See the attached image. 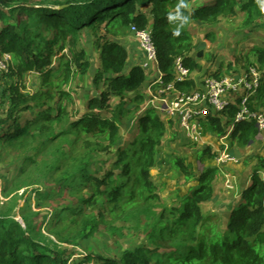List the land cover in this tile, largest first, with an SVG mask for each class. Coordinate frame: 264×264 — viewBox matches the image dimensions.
I'll return each instance as SVG.
<instances>
[{"label": "trees", "instance_id": "trees-1", "mask_svg": "<svg viewBox=\"0 0 264 264\" xmlns=\"http://www.w3.org/2000/svg\"><path fill=\"white\" fill-rule=\"evenodd\" d=\"M238 10L245 15L243 27L264 25V0H0V59L5 54L11 55L8 72L17 77L8 89L9 105L0 118V145L6 142L26 147L39 139L40 148L45 149L65 135L75 134L76 139L69 149H61L56 160L57 164L64 163L70 169L65 175L68 178L58 183L61 189L57 193L62 195L67 187L76 189L81 186L80 179L86 178L91 194L81 198L83 204L94 207L103 200L112 219L140 213L149 217L148 236L153 247L129 249L120 257L90 254L82 261L95 259L97 264H264V179L260 175L263 157H258L260 163L254 169L253 181L243 191V200L232 210L223 231L207 221L201 205L214 197V182L220 172L216 166L196 173L186 163V158L172 159V169L183 173L189 183L196 184L174 205L163 206L155 212L152 206L159 203L161 195L151 169L167 132L166 122L155 109H147L140 116L142 132L133 141L134 146H118L112 169L102 174L93 171L90 159L96 148L108 150L117 145L121 139V117L140 109L145 100L140 91L147 79L146 70L136 64L125 72L130 52L123 44L110 40L102 47V72L96 77L108 87L88 100V112L70 122V94L64 89L73 79L75 68L81 73L89 68L85 51L78 50L75 44L78 34L87 27L107 20V30L120 36L126 35L134 25L145 29L152 23L158 65L167 84L174 80L177 58H182L191 71L203 69L190 56L194 42L189 25L193 21L215 23L222 15H237ZM49 31L52 36L47 34ZM253 53L263 67L258 68L259 71L263 72L264 48L255 47ZM54 56H59L57 66ZM31 71L41 77V86L33 93L25 90L23 82L24 75ZM176 86L190 92L196 88V80L191 77L177 82ZM129 93H136L133 100L136 108L128 109L123 102L115 107L112 105L113 97L123 98ZM256 98L258 103L251 105L253 110L264 105V75ZM50 101H54V105H50ZM237 112L238 106L233 105L222 116H210L203 121L226 135ZM67 123L68 129H60ZM258 133L255 121H245L235 125L229 137L241 145H248ZM201 155L215 157L209 146ZM26 161L36 163L35 156H27ZM68 211L72 215L69 222L55 230L60 242L70 243L72 239L65 236L67 233L75 232L88 238L102 224L106 228L112 224L105 213H89L73 203L54 215L53 220L61 225ZM66 255L67 250L61 249L59 243L38 237L29 218L21 223L0 214V264H69L70 257Z\"/></svg>", "mask_w": 264, "mask_h": 264}, {"label": "rangeland", "instance_id": "rangeland-1", "mask_svg": "<svg viewBox=\"0 0 264 264\" xmlns=\"http://www.w3.org/2000/svg\"><path fill=\"white\" fill-rule=\"evenodd\" d=\"M196 3L198 1L195 4L192 3V6L193 4L195 6ZM244 16V13L238 10L237 15H222L215 23L193 21L189 25L188 29L194 42L190 56L203 66V69L195 70L192 74L197 85L210 76L239 78L248 73L252 67L257 70L263 68L260 67L253 49L255 47L264 48V25L255 28L253 26L243 27ZM106 24L107 20L87 27L75 39L76 48L85 51L86 59L90 65L85 73H81L75 68L73 79L64 87L70 94L71 117L69 122L88 112V100L91 97L99 96L108 87L104 81L96 80L97 74L102 72L101 54L105 42L116 40L129 50L130 57L125 72L129 71L132 63L141 65V62L146 60L131 29L126 35L115 36L107 30ZM151 26L152 23L149 27ZM43 28L45 29V26ZM47 34L53 35L50 31ZM69 39L70 37L67 38V46L70 43ZM67 51L66 49L65 52ZM7 59L10 64V54ZM53 61L57 66L59 56H54ZM145 70L147 79L140 91V94L145 98L144 102L135 113L121 117V139L117 145L108 150L95 149V152L90 156L91 168L93 171H100L101 174L112 169L118 146L133 147V141L139 138L142 132L139 124L140 116L147 109H155L166 122L167 132L158 147L156 161L151 169L157 191L161 195L159 203L153 204V210L158 212L163 206L174 205L180 196L188 193L191 186L196 184L189 183L183 173L172 169V159L186 158V163L190 164L196 173L201 172L204 168L216 166L219 167L220 172L215 180L217 184H214V197L201 205L207 221L223 231L232 210L243 200V191L253 181L254 169L260 163L258 157L264 158V129L260 130L257 127L259 133L254 140L248 145H241L238 140L230 138L231 132L227 131L226 135H222L209 124L208 129H205L204 124L207 123L204 122L201 131H199L202 133L201 142L200 140H191L176 120L170 118L159 107L153 106H159L161 102L150 94V87L152 86L154 89V86L151 85L153 80L161 74L158 64L152 62L149 70ZM262 70L263 72L260 73L263 79L264 69ZM0 77L1 118L5 108L9 105L8 89L12 83L17 81V77L7 71ZM23 82L25 90L33 93L41 86V77L31 71L24 75ZM55 82L57 84V81ZM158 90L156 87L155 91ZM166 95L168 94L162 93L159 97ZM135 96L136 93H129L123 98L113 97L112 105L115 107L123 102L128 109L132 110L137 106V103L133 101ZM256 103H258V99L255 97L251 101V105ZM49 104L54 105V101H50ZM257 109L264 114V105ZM68 128V123L60 126V129L63 130ZM173 132L176 134L174 135ZM74 139H76L75 134L69 133L45 149L40 148L39 139L26 147L10 145L6 142L1 143L0 214L13 217L21 223H24L25 218H29L33 222L35 234L38 237L47 241L53 240L59 243L61 249L67 250L66 256L70 257L69 264H80L81 262V264H97L95 259L82 261L86 258L85 256L90 254L120 257L124 251L129 249L132 250L140 246L153 247L148 236L149 217L146 213L112 219L105 209L107 204H102L103 200H100L99 204L94 207L81 202L82 197L91 194L88 188L90 182L86 178L80 179L81 186L76 189L67 187L63 190L62 195L57 193L61 189L58 183L68 178L65 175L69 173L70 169H67L64 163H58V165L56 160L59 158L61 149L68 150ZM88 141L95 142L92 138H88ZM208 146L211 153H215L214 158H210L209 155L202 157L203 149ZM222 153L229 159L225 163L219 162ZM27 156H35L36 163L25 162ZM260 175L264 179V166L261 167ZM220 182L221 184H219ZM37 190L45 194L47 198L39 196ZM69 203L77 204L89 213L96 215L100 212L105 213L106 218L110 222L112 220L110 228H106L102 224L97 232L88 238H82L79 233L75 232L67 233L65 236L72 239L69 241L70 243L60 242L55 235V230L62 229L72 215L68 211L61 225L56 220L54 221L53 217ZM59 219L60 217L57 220ZM53 222L55 223L52 225ZM88 230L89 227L84 232L87 233Z\"/></svg>", "mask_w": 264, "mask_h": 264}, {"label": "built area", "instance_id": "built-area-1", "mask_svg": "<svg viewBox=\"0 0 264 264\" xmlns=\"http://www.w3.org/2000/svg\"><path fill=\"white\" fill-rule=\"evenodd\" d=\"M131 31L146 58L144 62H141V66L148 71L152 62L158 64L157 47L152 29L151 27L141 29L134 25ZM8 55L5 54L0 59V72H8ZM192 74L193 71L184 64L182 58H177L173 71L174 80L164 83L161 73L151 84L154 89L152 86L151 89L149 88L153 98L161 101L159 106H153L159 107L170 118L176 120L191 140H200L199 131L204 123L203 120L210 116H222L233 105L238 106V112L232 119L229 132L233 131L235 125L245 121H255L260 130L264 129V114L251 109V101L256 97L261 84L259 70L252 67L248 73L239 78L210 76L198 85L196 81V88L190 92L178 89L176 83L189 80L193 77ZM156 87L158 91H155ZM162 93L168 95L159 97ZM227 158L222 153L219 162L225 163L229 160Z\"/></svg>", "mask_w": 264, "mask_h": 264}, {"label": "crops", "instance_id": "crops-1", "mask_svg": "<svg viewBox=\"0 0 264 264\" xmlns=\"http://www.w3.org/2000/svg\"><path fill=\"white\" fill-rule=\"evenodd\" d=\"M133 65L132 66H134V65H136V63H132ZM131 66V67H132ZM205 126H204V128L205 129H208L207 127L209 126L208 124H204ZM202 126V125H201ZM201 128V127H200ZM210 128V127H209ZM214 129V128H213ZM201 131V130H200ZM202 137V133L200 132V142H201V138ZM222 143H225V142H222ZM192 184V183H191ZM214 184L216 185L217 183L216 182H214ZM219 184H221V182L219 183ZM240 199V198H239ZM235 208V207H234Z\"/></svg>", "mask_w": 264, "mask_h": 264}, {"label": "clouds", "instance_id": "clouds-1", "mask_svg": "<svg viewBox=\"0 0 264 264\" xmlns=\"http://www.w3.org/2000/svg\"><path fill=\"white\" fill-rule=\"evenodd\" d=\"M230 127V126H229ZM229 130V129H228Z\"/></svg>", "mask_w": 264, "mask_h": 264}]
</instances>
